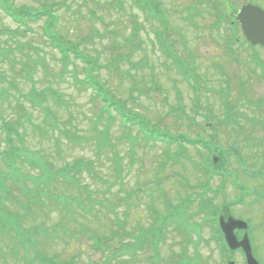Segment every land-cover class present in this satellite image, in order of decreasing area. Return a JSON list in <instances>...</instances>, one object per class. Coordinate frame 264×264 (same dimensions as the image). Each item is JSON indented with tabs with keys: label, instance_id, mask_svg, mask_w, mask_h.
Returning <instances> with one entry per match:
<instances>
[{
	"label": "rangeland",
	"instance_id": "1",
	"mask_svg": "<svg viewBox=\"0 0 264 264\" xmlns=\"http://www.w3.org/2000/svg\"><path fill=\"white\" fill-rule=\"evenodd\" d=\"M7 1L19 16L25 9L52 13L57 20L49 32L58 36L61 45L73 47L105 66L94 71L92 79L110 97L124 101L131 111L161 131L209 145L207 149L186 144L175 162L161 166L162 147L145 148L138 142L132 147V139L124 135L115 119L109 130L114 147L100 153L94 137L106 123L96 121L100 105L92 101L91 89L79 91L72 84L73 70L78 80L85 78L84 61L69 55L65 69L62 53L52 48L42 34L43 21L18 27L0 7V52L6 56H0V75L5 79L0 81V93H9L7 97L0 95V113L10 116V108L16 103L26 109L27 115L19 109L14 114L26 125L24 148H42L45 155L49 154L51 174L79 164L70 175L83 191L70 188L60 177L48 180V186L55 195H72L86 210L82 212L73 200L72 206L65 208L66 214L63 208H48L42 196L45 208L32 205L30 220L24 218L19 203L25 206L30 198L22 194L21 186L28 191L43 190L45 172L41 166H28L31 154L24 152L23 156L22 147L17 150L22 159L13 162V171L6 167L0 153V183L4 187L0 195V246L7 255V264H27L21 254H9L10 227H15L16 216H22L20 223L25 227L34 222L38 229L47 231L49 240L40 246L56 264L110 263L105 260L118 245L116 233L120 236L122 231L133 233L132 238L123 239L126 245L141 242L129 259L131 264H152L156 259L155 264H225L213 242L217 238L216 214L224 209L250 223L253 255L264 264V200L254 202L252 194L244 203L236 204L233 200L239 193L232 180L235 177L238 185L264 194V50L234 46V55H229L218 37L222 28L209 29L214 20L209 10L212 0H153L165 12L170 34L167 44L173 46L178 58L194 67L196 84L192 80L188 83L157 42L156 36L165 32L162 25L131 0H120L121 9L116 0ZM227 1L233 12L243 4V0ZM248 1L264 9V0ZM41 20L46 22L43 17ZM225 34L222 38L229 33ZM9 84L18 92L14 94ZM194 85L197 90L192 88ZM32 87H50L58 93L60 104L48 96L43 106L60 130L66 128L85 142L74 144L70 137L67 140L60 133L52 137L47 129L41 132L36 127L49 115L45 117L44 112L30 107L29 100L20 98ZM2 138L0 133V151L8 149ZM15 144L18 146L19 141ZM175 151L176 147L171 148ZM213 157L215 164L211 162ZM165 200L172 204L171 209L167 210ZM108 203L109 212L101 206ZM119 225L123 227L120 232ZM125 258H115L110 264H124ZM233 261L244 264L239 253Z\"/></svg>",
	"mask_w": 264,
	"mask_h": 264
},
{
	"label": "trees",
	"instance_id": "2",
	"mask_svg": "<svg viewBox=\"0 0 264 264\" xmlns=\"http://www.w3.org/2000/svg\"><path fill=\"white\" fill-rule=\"evenodd\" d=\"M1 4H3L7 13L15 14V11L13 10L12 6L8 4L7 0H1ZM48 16H49V22H47V27H48V30H50L52 29L54 23L56 22V18L52 15V13L50 14V12H48ZM37 17L38 16H32V22L35 21ZM50 37H54L53 43H56V42L60 43L58 36L51 34ZM4 43L7 44L6 42ZM1 50H3V48H1ZM0 56H3V58H6L3 52H0ZM64 58L65 59H63V62L62 60L61 62L64 65V68L66 69L70 61L68 60L69 57L67 55H64ZM85 60L89 68L88 71H86L87 69L83 70V73L84 71H86L85 78L83 80H78L76 77V72L73 70L72 76H73L74 81H72V84L75 86V88L77 87L79 91L88 90L90 89L91 86L94 88V91H93L94 96L91 99L93 102L98 103L100 105L97 111L96 121L106 122L103 129L99 133H96L94 135V137L96 138V142H98V144H96V148H99L100 153H102L103 150H106L107 147H110V148L114 147L111 144V136L109 135V130H110L111 124L115 123V119L119 120V126L121 124L123 128L122 130L125 136H127L128 138H132L134 141H137L136 137L138 136L139 139L141 140L140 143L142 144L143 142V145L147 146L148 143L155 145L157 141L164 142V139H168L171 143H174V144L177 143L178 146L181 147L180 143H182V140L185 139L183 135H170L164 131H161L153 127V124L151 125L148 121L144 120L141 116L138 115V113H136V111H131L127 107L124 101H120V99H115L114 97H110L108 93L104 90L103 86L100 83H98L96 80L92 79V73L94 71L100 70V68L96 67L97 64L94 61H91L89 58L86 57ZM0 61H1V58H0ZM84 68L86 67H83V69ZM63 74L65 73L63 72ZM28 75L29 76L27 77L29 78V81H31L30 74ZM2 80H5V79L2 77ZM9 88L12 90L14 94L15 92H18V90L11 88L10 86ZM57 94L58 93L52 90L50 87H46L43 90H35L32 87V89L29 91L28 94H25L22 96L20 95L21 96L20 98L24 100L25 99L29 100L30 102L28 104L30 105V107L41 110L42 112H44V116L47 117L50 111L46 106H43L44 101L46 100L48 96H50L55 100L56 103L60 104L59 103L60 99L58 98L59 96ZM4 95H6L5 97H7L9 93L8 94L4 93ZM12 109L10 108V111H9L10 116H8L5 119L2 118V115H0V133H3L4 139H5L3 143L4 145H7V148H8L7 150L0 151V153H1L2 159L7 162L9 161V154L14 149L17 150V149H20V147H25L23 145V142H24V137L26 136V132L24 128L26 125L22 123L21 121L16 120L14 118V114L17 111V109L22 110L24 112L23 115H27V111L21 105L19 104L17 105V103L12 107ZM111 110H114L115 114H113ZM40 121H41L40 125L36 127L41 132H43V129H47L49 131V135L52 137H54V134L60 133V134H63L67 140H69V137H70L71 142L74 144H80L86 141L84 140V138L79 137V135L73 133L70 130H67L66 128H64L63 130H60L57 126L56 119L53 118L51 113L47 117V119L41 118ZM133 132H135V134H133ZM17 138H19L20 140V146L14 147V140ZM164 148L166 152H168V150L170 149L167 146H165ZM42 150H43L42 148L38 150L37 149L31 150L32 151L31 154L33 155V158L37 155L33 159L34 160L33 162L40 160L44 163V165L43 164L41 165L43 167V171L45 172V175L43 176L45 177L46 185L44 189H46V191H44V189L38 192L28 191L23 186H21L23 190L25 189L28 198H30V201H28L27 205L22 207L24 218H27L28 220H30L29 216L32 213L31 208H30L32 205H35V206L44 205L43 200L40 199V197L42 196L46 197L44 199L47 201L48 208L50 206H54L55 208H63V210L66 211L65 213L67 214L68 211L65 208L70 205L72 206L71 201L74 200L72 198V195H65L63 193L59 195H55L54 192H51L50 190L51 185L48 186V180L50 182L51 179L53 178V180L56 181L60 177L61 179L65 180L64 181L65 184L68 185L70 188L73 186V187H77L78 191L79 190L83 191L82 187L79 185L77 180L74 179V177L70 175L71 171L74 172L77 170L75 169L76 166L75 167L73 166L79 165V164H73L65 170L59 169L53 174H51L53 163L49 159L50 155L49 154L45 155L44 154L45 152H43ZM40 156H42L43 158L40 159ZM16 158L20 159L21 157L17 154ZM30 164L32 168H35L33 166L34 163L33 164L30 163ZM45 165L48 166V169ZM217 167L218 165L214 166V168H217ZM27 176L32 178V176H30L29 174ZM87 196H89V193H87ZM92 199L93 198H91V201ZM74 202L78 204L75 200ZM78 207L80 210L84 208L83 206L79 204H78ZM43 208H45V205ZM43 214H45L46 216L47 215L46 211H44ZM14 215L16 216V214ZM35 216L36 215H33V220ZM21 217L22 216H16L19 222L16 219V221L14 222L15 227H10L12 229V233L9 234L7 232V235L9 234V237L12 240V241L10 240L11 241L10 248H9L10 256L17 257L18 254H21V259L24 261V263H27V264H30V263L56 264L54 262V257H51L50 259V257L47 256L46 254L47 252L46 251L44 252L41 249L43 245L40 246L41 242H44V240L46 239L49 240V235L47 231L43 228L38 229L39 227L34 222H32L33 225L29 227L23 226L20 223ZM58 239L59 238H57V240ZM55 240L56 238L50 241H55ZM123 248L124 246L122 245L120 250H123ZM3 251L4 250L0 246V261L3 264H7L8 262L6 258L7 255L4 254ZM58 264L60 263L58 262Z\"/></svg>",
	"mask_w": 264,
	"mask_h": 264
},
{
	"label": "water",
	"instance_id": "3",
	"mask_svg": "<svg viewBox=\"0 0 264 264\" xmlns=\"http://www.w3.org/2000/svg\"><path fill=\"white\" fill-rule=\"evenodd\" d=\"M238 20L240 21L243 32L248 40L252 44H260L264 47V12L257 7L246 6L243 8ZM219 223L225 234L228 246L231 249L241 247L245 253L247 264H257L251 256L246 236H244L241 242H237L233 235L234 229H245L246 225L239 221H233L230 218L224 222L222 217L220 218Z\"/></svg>",
	"mask_w": 264,
	"mask_h": 264
}]
</instances>
